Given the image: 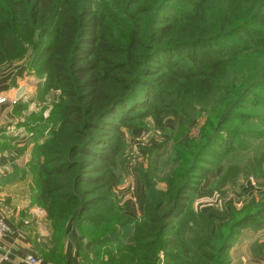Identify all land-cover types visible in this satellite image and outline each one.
I'll return each instance as SVG.
<instances>
[{
  "label": "trees",
  "instance_id": "16d2710c",
  "mask_svg": "<svg viewBox=\"0 0 264 264\" xmlns=\"http://www.w3.org/2000/svg\"><path fill=\"white\" fill-rule=\"evenodd\" d=\"M0 0V68L25 60L39 80L37 100L56 93L52 116L24 118L33 135L27 164L30 204L45 212L48 264H230L245 229H264V197L225 237L190 241L185 215L212 162L240 148L239 111L264 108V0ZM260 92L262 94H256ZM20 100L12 112L20 115ZM206 115L202 144L188 137ZM178 131L165 190L145 189L133 222L115 191L126 132L145 121ZM229 125V128L227 126ZM248 133V132H247ZM252 135V133H250ZM181 149V150H179Z\"/></svg>",
  "mask_w": 264,
  "mask_h": 264
},
{
  "label": "rangeland",
  "instance_id": "374dc122",
  "mask_svg": "<svg viewBox=\"0 0 264 264\" xmlns=\"http://www.w3.org/2000/svg\"><path fill=\"white\" fill-rule=\"evenodd\" d=\"M103 7L109 9V0H94L95 11ZM25 67H27L25 60L3 66L0 68V78L5 80L8 86L16 89L18 88L19 72ZM26 72L28 76L23 85L25 92L22 96L24 104H26L25 109L33 110L34 112L31 113L37 116L36 118L40 117L41 122H44L49 116H52V108L56 102L57 94L48 95L43 102L37 100L39 80L32 73ZM1 86L2 84H0ZM256 94L262 93L256 92ZM262 98L264 99L263 94ZM16 102L13 99L11 105L13 106ZM245 107V110L239 112L249 118L247 123L243 125L239 121L232 122L236 131L240 132L237 139L241 144L240 148L219 161L207 158L212 162L211 166L201 165L209 168L210 172L196 193L193 194L184 218L188 226L194 219L201 225L195 233L188 229L190 241L195 245L202 240L196 234L208 227L204 221H199L198 217L204 216L209 220L211 236L216 234L225 237L229 222H234L248 213L253 199L259 201L264 197V108L259 106L252 109L249 105ZM205 122L206 115L202 114L197 125L188 132L189 139L196 145L203 143L201 137L205 136ZM176 139H179L178 131L171 119L165 121L163 130L156 129L151 121H145L132 131L126 132V147L118 158L121 183L115 194L124 208V215L131 218L133 222L138 221L142 216L145 189L151 185V179L153 178L152 184L156 189L165 190L168 182L163 178L170 174L172 157L176 151L174 149ZM261 200L259 204L263 202ZM243 231L247 232L243 235L247 237L245 241L248 240L249 233L253 236L264 233V229L258 232H253L251 229ZM243 231L232 247L239 241ZM69 233L70 238L67 241L73 245L71 234L74 232L70 229ZM230 251L228 253L230 264H240L241 258L236 261L231 257Z\"/></svg>",
  "mask_w": 264,
  "mask_h": 264
},
{
  "label": "crops",
  "instance_id": "0c3cea01",
  "mask_svg": "<svg viewBox=\"0 0 264 264\" xmlns=\"http://www.w3.org/2000/svg\"><path fill=\"white\" fill-rule=\"evenodd\" d=\"M21 70L16 89L0 78V100L4 99L0 103V220L5 221L10 229L0 238V264H26L24 259L27 256L48 264L40 255L50 235L45 212L30 204L31 177L27 164L34 143L33 135L21 125L24 118L34 111L24 110L17 116L13 114L11 105L19 88L23 87L25 92L23 85L28 73ZM244 233L247 232L243 231L232 247L231 257L236 261L241 258L240 264H264V233L254 236L249 233L247 241ZM65 256L69 264H77L74 245L67 243Z\"/></svg>",
  "mask_w": 264,
  "mask_h": 264
},
{
  "label": "built area",
  "instance_id": "2783aa9c",
  "mask_svg": "<svg viewBox=\"0 0 264 264\" xmlns=\"http://www.w3.org/2000/svg\"><path fill=\"white\" fill-rule=\"evenodd\" d=\"M2 102H4V99L0 100V103H2ZM9 231H10V229H9L8 225L6 224V222L3 220H0V238L7 235L9 233ZM24 262L26 264H43V262L40 259H38L34 256L25 257Z\"/></svg>",
  "mask_w": 264,
  "mask_h": 264
},
{
  "label": "water",
  "instance_id": "95a60500",
  "mask_svg": "<svg viewBox=\"0 0 264 264\" xmlns=\"http://www.w3.org/2000/svg\"><path fill=\"white\" fill-rule=\"evenodd\" d=\"M24 94V88H19L17 91H16V95H15V101H19L22 99V96Z\"/></svg>",
  "mask_w": 264,
  "mask_h": 264
}]
</instances>
